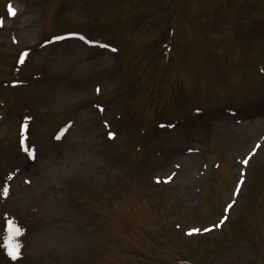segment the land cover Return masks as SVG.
<instances>
[{
	"label": "rangeland",
	"instance_id": "obj_1",
	"mask_svg": "<svg viewBox=\"0 0 264 264\" xmlns=\"http://www.w3.org/2000/svg\"><path fill=\"white\" fill-rule=\"evenodd\" d=\"M31 1L20 0L30 11L21 32L30 43L47 32L74 30L116 44L126 55L134 51L144 61L155 56L145 55L144 48L166 36L173 17L178 53L195 59L200 74H216L211 87L220 105L214 124L197 119L179 138L150 125L152 131L149 124L141 135L140 114L124 118V107L129 108L121 90L129 81L108 67L121 57L76 40L36 54L34 62H41L38 56L49 60L54 72L61 69L70 82L82 83L83 91L74 92L57 77L18 90L0 86L2 188L7 171L25 164L16 153L19 96L42 100L34 106L39 121L32 134L38 160L19 170L22 182L8 189V202L0 198V254L7 242L5 220L13 214L29 224L20 244L23 258L13 262L0 256V264H181L189 256L204 264H264V75L256 69L257 63L264 65V0H174V5L171 0H57L61 13L54 0ZM32 3L44 4L41 11L48 12L45 33ZM78 8L89 13L83 17ZM5 45L3 35L0 80L10 78L12 52ZM95 83L113 89L97 100L104 116L91 109ZM68 118L75 124L54 149L50 134ZM102 119L119 134L112 142L104 139ZM186 148L197 151L184 153ZM154 150L160 155H151ZM154 176L163 183H155ZM224 204L231 205L230 216L218 227L213 223ZM193 229L200 231L189 235Z\"/></svg>",
	"mask_w": 264,
	"mask_h": 264
},
{
	"label": "snow or ice",
	"instance_id": "obj_2",
	"mask_svg": "<svg viewBox=\"0 0 264 264\" xmlns=\"http://www.w3.org/2000/svg\"><path fill=\"white\" fill-rule=\"evenodd\" d=\"M8 12L10 16H15L16 12L14 10V8L12 7V5L10 4L8 6ZM3 21L0 20V26H2ZM81 39H83V37H81ZM114 51V50H113ZM24 56H27V52H25L22 56H21V60L20 62L23 63L24 61ZM109 138H113L112 134H109ZM55 139L60 140L61 139V135L58 134L56 135ZM21 144L23 146V140L21 141ZM25 151L27 152L28 149H25ZM29 155L34 158V154L29 153ZM247 160H245L243 163L247 164ZM9 180L12 179L11 176L8 177ZM8 194V187L5 186L3 188V195L7 196ZM229 207H231V205H229ZM207 230V229H206ZM5 231L8 233V240L7 242L4 244V248L6 249V254L8 257H10L12 260H16L20 254V248L21 245L18 243H12V240L14 237H19L22 236L24 233V230L14 222V220L12 219H7L6 218V225H5ZM199 229H193L192 232L189 233V235H192L193 232H199Z\"/></svg>",
	"mask_w": 264,
	"mask_h": 264
},
{
	"label": "bare ground",
	"instance_id": "obj_3",
	"mask_svg": "<svg viewBox=\"0 0 264 264\" xmlns=\"http://www.w3.org/2000/svg\"><path fill=\"white\" fill-rule=\"evenodd\" d=\"M226 185H227V183H226Z\"/></svg>",
	"mask_w": 264,
	"mask_h": 264
}]
</instances>
